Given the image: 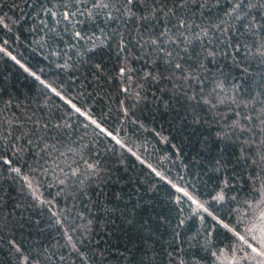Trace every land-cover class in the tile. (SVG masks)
Masks as SVG:
<instances>
[{"label":"trees","instance_id":"trees-1","mask_svg":"<svg viewBox=\"0 0 264 264\" xmlns=\"http://www.w3.org/2000/svg\"><path fill=\"white\" fill-rule=\"evenodd\" d=\"M0 264H264V0H0Z\"/></svg>","mask_w":264,"mask_h":264},{"label":"rangeland","instance_id":"rangeland-1","mask_svg":"<svg viewBox=\"0 0 264 264\" xmlns=\"http://www.w3.org/2000/svg\"><path fill=\"white\" fill-rule=\"evenodd\" d=\"M179 190H180V192L186 194L185 191H183V190H181V189H179ZM194 203H196L197 205H199V204H198L197 202H195V201H194Z\"/></svg>","mask_w":264,"mask_h":264},{"label":"snow or ice","instance_id":"snow-or-ice-1","mask_svg":"<svg viewBox=\"0 0 264 264\" xmlns=\"http://www.w3.org/2000/svg\"><path fill=\"white\" fill-rule=\"evenodd\" d=\"M129 2H131V0H129Z\"/></svg>","mask_w":264,"mask_h":264}]
</instances>
